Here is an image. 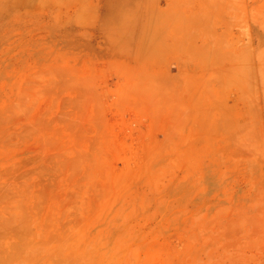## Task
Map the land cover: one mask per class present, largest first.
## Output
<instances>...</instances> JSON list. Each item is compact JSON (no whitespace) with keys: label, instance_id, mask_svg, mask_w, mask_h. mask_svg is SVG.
Here are the masks:
<instances>
[{"label":"rangeland","instance_id":"obj_1","mask_svg":"<svg viewBox=\"0 0 264 264\" xmlns=\"http://www.w3.org/2000/svg\"><path fill=\"white\" fill-rule=\"evenodd\" d=\"M0 264H264V0H0Z\"/></svg>","mask_w":264,"mask_h":264}]
</instances>
